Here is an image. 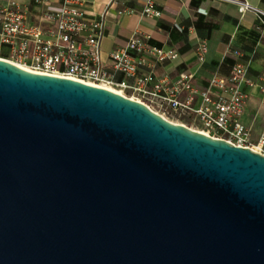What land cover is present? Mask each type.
<instances>
[{
	"label": "water",
	"instance_id": "water-1",
	"mask_svg": "<svg viewBox=\"0 0 264 264\" xmlns=\"http://www.w3.org/2000/svg\"><path fill=\"white\" fill-rule=\"evenodd\" d=\"M0 264H264V154L0 57Z\"/></svg>",
	"mask_w": 264,
	"mask_h": 264
},
{
	"label": "built area",
	"instance_id": "built-area-1",
	"mask_svg": "<svg viewBox=\"0 0 264 264\" xmlns=\"http://www.w3.org/2000/svg\"><path fill=\"white\" fill-rule=\"evenodd\" d=\"M154 4L145 0L144 11L157 14ZM250 7L248 0L241 2V8ZM106 19L105 11L90 12L83 0H0V57L36 72L118 90L163 115L168 110L192 117L199 122L196 129L264 154V124L254 138L251 126L242 120L254 87L264 103V69L253 74L249 60L237 59L229 73L213 71L200 86L190 67L174 76L158 69V63L173 59L178 51L155 45L149 34L137 30L108 51V67L101 47ZM207 51L206 40L198 39V64L206 60ZM234 53L240 55L237 49ZM118 71L122 78L115 75Z\"/></svg>",
	"mask_w": 264,
	"mask_h": 264
},
{
	"label": "crops",
	"instance_id": "crops-1",
	"mask_svg": "<svg viewBox=\"0 0 264 264\" xmlns=\"http://www.w3.org/2000/svg\"><path fill=\"white\" fill-rule=\"evenodd\" d=\"M58 1V0H52ZM157 14L144 11L145 0H83L90 12L105 11L106 35L102 39V57L108 67V51L122 45L133 32L150 35L155 45L175 48L178 55L158 63V69L171 76L182 68L197 72L200 86L213 71L229 73L232 63L249 60V70L264 69V0H248L253 7L241 8L244 0H154ZM131 9V10H130ZM208 43L202 65L195 58L197 40ZM240 51L236 56L234 50ZM122 78L121 72H116ZM242 120L251 126L254 138L264 124V103L254 87L247 98Z\"/></svg>",
	"mask_w": 264,
	"mask_h": 264
},
{
	"label": "rangeland",
	"instance_id": "rangeland-1",
	"mask_svg": "<svg viewBox=\"0 0 264 264\" xmlns=\"http://www.w3.org/2000/svg\"><path fill=\"white\" fill-rule=\"evenodd\" d=\"M158 106L156 105V108ZM164 115H166V117H168L169 119L173 120V121H181V122H184L186 125H188L189 127H200L199 126V122L198 121H195L192 117H186L184 115H179L178 113H174L172 111H168V110H165L164 111Z\"/></svg>",
	"mask_w": 264,
	"mask_h": 264
},
{
	"label": "bare ground",
	"instance_id": "bare-ground-1",
	"mask_svg": "<svg viewBox=\"0 0 264 264\" xmlns=\"http://www.w3.org/2000/svg\"><path fill=\"white\" fill-rule=\"evenodd\" d=\"M112 88V87H111Z\"/></svg>",
	"mask_w": 264,
	"mask_h": 264
}]
</instances>
